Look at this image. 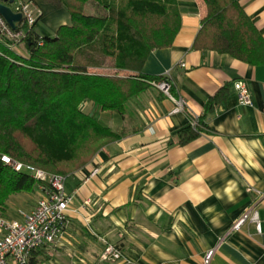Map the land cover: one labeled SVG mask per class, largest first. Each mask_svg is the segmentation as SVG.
<instances>
[{
  "label": "crops",
  "instance_id": "0c3cea01",
  "mask_svg": "<svg viewBox=\"0 0 264 264\" xmlns=\"http://www.w3.org/2000/svg\"><path fill=\"white\" fill-rule=\"evenodd\" d=\"M28 1L42 13L36 26L41 36L70 23L67 12ZM176 2L181 30L170 47L150 54L143 74H169L172 94L186 100V109L176 113L153 83L128 100L123 115L99 114L120 138L68 177L67 194L75 196L69 225L43 264H205L211 251L209 264H264V199L257 194L264 192V64L193 49L206 6L202 0ZM239 2L264 30V0ZM239 81L251 105L240 103ZM224 88L227 102L207 112ZM199 118L200 135L180 145L176 133ZM252 207L260 229L247 221L234 230ZM107 245L122 260L103 261Z\"/></svg>",
  "mask_w": 264,
  "mask_h": 264
},
{
  "label": "trees",
  "instance_id": "16d2710c",
  "mask_svg": "<svg viewBox=\"0 0 264 264\" xmlns=\"http://www.w3.org/2000/svg\"><path fill=\"white\" fill-rule=\"evenodd\" d=\"M202 1L207 12L193 49L263 65L264 30L257 28L239 0ZM39 2L67 12L70 23L54 36L31 29L26 58L5 49L4 56L0 54L3 213L12 196L37 193L38 184L2 162V156L67 178L86 167L105 145L120 138L99 114L123 115L128 100L164 79L144 75L143 67L153 51L173 44L182 26L176 0ZM227 100L224 88L209 101L207 112ZM86 103L92 106L90 111L83 109ZM201 127L199 118L198 126L177 132L180 145L195 140ZM49 248L36 249L29 264H43Z\"/></svg>",
  "mask_w": 264,
  "mask_h": 264
},
{
  "label": "built area",
  "instance_id": "2783aa9c",
  "mask_svg": "<svg viewBox=\"0 0 264 264\" xmlns=\"http://www.w3.org/2000/svg\"><path fill=\"white\" fill-rule=\"evenodd\" d=\"M6 4L16 14H21L23 21L16 30H13L0 15V54L4 56L2 50L5 49L26 58L27 55L25 56L21 49L25 47L29 31L37 26L42 13L40 10L36 11L34 4L28 0H14L13 4ZM169 77V74L166 75L161 81L155 82L154 86L175 103V112L179 113L186 109L187 102L172 94ZM235 87L239 93L240 103L246 106L251 105V96L246 85L239 81ZM192 125L198 126V121L195 120ZM1 160L16 172L29 174L38 184L36 205L23 216L22 220H9L0 216V264H9L10 261L16 264H29L32 253L36 249L55 246L64 237L75 196L67 194L68 178L65 176L48 174L31 165L14 161L7 156H2ZM97 172L95 171L93 176ZM248 191L252 192V189L250 188ZM257 194L259 199H264V192H257ZM247 221L256 222L260 229L258 214L254 207L235 223L233 229H241ZM212 256L213 251L207 255L205 264L210 263ZM101 258L103 261L117 262L123 257L119 250L107 245Z\"/></svg>",
  "mask_w": 264,
  "mask_h": 264
},
{
  "label": "rangeland",
  "instance_id": "374dc122",
  "mask_svg": "<svg viewBox=\"0 0 264 264\" xmlns=\"http://www.w3.org/2000/svg\"><path fill=\"white\" fill-rule=\"evenodd\" d=\"M86 105L87 104L83 105V109ZM85 111H87V110H85ZM94 158L95 157H93V159ZM43 171L45 172V170H43ZM46 173H48V172L46 171ZM66 186H67V184H66ZM66 189H67V187H66ZM37 200H38V194L37 193H33V194L32 193H30V194L23 193V194H18V195L12 196L6 205V210L4 211V213L1 211L0 216L4 217L6 219H9V220H22L23 216L28 211H30V209L35 205Z\"/></svg>",
  "mask_w": 264,
  "mask_h": 264
},
{
  "label": "water",
  "instance_id": "95a60500",
  "mask_svg": "<svg viewBox=\"0 0 264 264\" xmlns=\"http://www.w3.org/2000/svg\"><path fill=\"white\" fill-rule=\"evenodd\" d=\"M6 3L13 4L14 0H0V15L7 21L13 30L22 23L23 17L21 14H16Z\"/></svg>",
  "mask_w": 264,
  "mask_h": 264
}]
</instances>
